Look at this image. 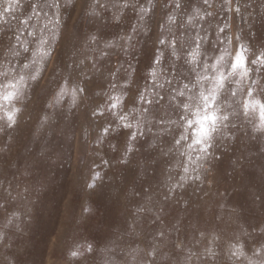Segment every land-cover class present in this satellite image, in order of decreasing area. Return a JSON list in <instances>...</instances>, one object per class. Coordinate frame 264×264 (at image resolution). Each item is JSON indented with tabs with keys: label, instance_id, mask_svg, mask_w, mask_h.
<instances>
[{
	"label": "rangeland",
	"instance_id": "1",
	"mask_svg": "<svg viewBox=\"0 0 264 264\" xmlns=\"http://www.w3.org/2000/svg\"><path fill=\"white\" fill-rule=\"evenodd\" d=\"M179 2L181 8L177 9L175 0L151 3L139 0L140 5L152 11L129 9L117 22L119 9L113 7L117 0H59L60 23L56 26L59 39L48 34L54 45L51 59L45 58L41 65L44 70L40 79L29 80L23 90L24 96L16 104L22 109L18 124L0 133V185H11L13 195L24 193V198L9 206L8 213L0 212V231L7 233L5 243L0 244V264H102L106 256L100 248L105 244L112 247V242L106 240L110 226L114 225L112 231L116 232L122 230L125 222L135 223L137 231L143 229L145 233L142 239L124 235L118 243L125 247L139 244L146 248L150 236L161 228L170 239L176 237L177 229L181 236L194 238H198V231H204L207 238L199 248L207 245L212 233H216L220 237L216 246L222 252L219 264H231L226 250L237 238L246 244L249 256L253 246L264 243V236L253 232L260 215L259 201L253 204L246 191L239 188L241 184L254 185L253 190L259 193L261 186L264 137L254 132L250 124L236 120L240 125L237 139L222 142L213 150L219 159L210 158L198 172L191 173L192 179L185 188L178 189L176 199L181 203L170 202L166 206L163 224L149 223L148 219L134 216L132 211L134 206L144 203V185H152V195L159 201L163 185L172 182L163 171L164 162L155 166V172L139 170L136 188L139 195H132V189L125 183V177L133 175L137 161L143 162L147 156L148 142L160 143L153 136L156 129L133 143V148L139 150L132 153L127 168L117 163L124 154L127 133L102 131L108 126L110 114L105 111L101 116L98 109H104L109 95L127 93V110L143 93V106L151 109L145 119L164 115L166 104L156 108L146 103L153 99L150 65L154 54L163 53L165 68L175 62L171 49L167 44L160 45V39L167 41L174 34L185 45L179 48L182 58L186 55V42L197 32L204 35L205 30L211 33L213 41L217 36L232 37L234 46L243 44L245 50L250 49L249 56L264 50V0H239V14L234 11L236 0L231 12L225 0H212L209 10L213 16L183 29L179 25L188 14H194L197 8L202 14L207 6L203 0ZM133 25L136 31L131 33L129 47H105L111 40L124 45L118 37L127 34ZM6 27L10 37L20 25L16 20L7 26L0 24V28ZM217 27L225 32L218 33ZM92 36L99 39L93 43ZM21 40L31 42L32 38L24 32ZM211 47L212 44L207 45L205 51ZM100 49L108 55L101 56ZM216 54L208 51L209 56ZM3 56L4 49L0 48V59ZM177 67H180L178 62ZM182 71L194 78L187 72V66ZM109 72H116L115 89L108 87ZM76 83L85 92L74 97L71 89ZM168 113L172 115L170 110ZM5 124L6 118L0 120V127ZM163 139L162 147L167 149L171 136ZM112 145H117V151H113ZM168 159L175 162L173 157ZM197 176L199 179H195ZM236 203L246 209L239 222L227 215L228 207ZM12 210L19 213V220L14 218L13 224L5 228L6 217ZM17 222L22 231L16 230ZM242 226L252 233V238L243 234ZM89 245L96 249L93 254L86 251ZM107 256H114L120 264L125 259L120 247Z\"/></svg>",
	"mask_w": 264,
	"mask_h": 264
},
{
	"label": "snow or ice",
	"instance_id": "2",
	"mask_svg": "<svg viewBox=\"0 0 264 264\" xmlns=\"http://www.w3.org/2000/svg\"><path fill=\"white\" fill-rule=\"evenodd\" d=\"M152 0H149L151 3ZM207 7L203 10L195 9L194 14L190 13L186 19L180 23L181 29L189 25L195 26L200 20H207L213 16L209 10L212 7V0H203ZM228 11H233V0H225ZM102 7H107L103 5ZM113 7H118L119 16L117 22L124 15L126 10L133 12H151L152 9H145L139 4V0H117ZM175 7L181 8L179 0H175ZM55 9V11H52ZM235 13L241 11L239 0H236ZM51 13V15H50ZM143 18V17H141ZM169 19H175L169 17ZM16 20L20 27L12 32V36H7L9 28H0V48L4 49L3 59H0V120H5L6 124L0 127V133L18 124V116L22 109L16 104L24 96V89L28 86V81L40 79L43 72L41 65L45 63V58L51 59L54 45L49 39L58 40L56 26L60 23V3L59 0H0V24L10 25V21ZM203 28V25H200ZM135 25L127 34L122 33L119 41H124V45H119L116 40L105 43L106 48L130 46L135 32ZM220 34L225 32L222 27H217ZM26 32L32 38L31 42L21 40L22 33ZM207 30L204 35L197 32L190 38L185 48V57L179 53L181 44L173 34L165 41L159 40L160 45H165L171 49V56L175 62L165 68L163 66V53L154 54L151 67V85L153 99H148V105L160 108L167 105L164 115L153 116L146 120L145 114L151 109L144 107L145 97L140 93L138 101L133 102V106L125 110L126 95L122 92L118 95H109L103 110L98 109L101 116L105 111L110 114L108 126L102 131L107 134L110 129L114 132H126V147L124 154L119 156L117 163L127 168L131 164V155L139 149L133 148V143L144 138L148 133L156 132L153 136L160 140V143L149 141L146 145L147 156L143 162L137 161L136 169L131 177H125L126 185L132 189V195H139L136 191L137 177L140 169L156 171V165L164 162L163 171L167 174V180L172 181L163 185L164 191L160 193V200L156 201L152 195V185L143 186L145 193L144 203L134 206L132 214L143 219H148L149 223L163 224V214L166 213V206L170 202L181 203L177 200L178 189H183L191 173L198 172L208 162L210 158L219 159L214 155V149L222 142L235 141L236 131L240 125L236 120H242L252 126L254 132L264 137V50L258 54L249 56V50H245L244 45H233V38L224 35L210 40ZM95 43L99 37L92 36ZM238 40L239 37H236ZM212 44L211 51L218 53L209 56L205 51L207 45ZM101 56H107L104 49H100ZM11 57V58H9ZM212 61V62H210ZM177 62L180 67H177ZM187 66V72L193 74L194 78L185 75L182 69ZM108 87L117 88L116 72H109ZM187 80V83H184ZM67 84V82H65ZM70 87V85H68ZM73 96L85 92V88L76 83L72 89ZM139 103L140 106H137ZM168 110L172 115H169ZM47 119V117H45ZM115 124V128H113ZM147 125V127H146ZM171 136L169 147H162L164 137ZM254 138V137H253ZM113 151H117V145H112ZM159 157V159L157 158ZM169 157L175 158L173 163ZM243 165H241V168ZM175 173V175H174ZM199 179V176L195 177ZM254 185L246 186L241 184L239 188L244 189L249 200L255 204L259 201L260 215L257 224L253 226V232H258L264 236V165L261 166V186L260 191H254ZM11 185H0V212H9V206L19 198H24V193L16 192ZM27 192V189L24 190ZM128 193H126L127 195ZM187 206V202H184ZM223 207V205H221ZM246 209L242 204L236 203L228 207L227 215L234 222H239ZM14 218L19 220V213L12 210L6 217L5 228L12 225ZM218 219L223 220V216ZM110 226L106 240L112 242V247L105 244L100 251L106 258L102 264H120L114 256H107V253L114 252L116 247H120L125 259L122 264H219L222 252L217 248L216 242L219 235L212 233L208 244L199 248L201 242L207 238L204 231H198V238L181 236L179 229L174 239H170L168 233L163 228L157 229L151 235L146 248H141L139 244L133 247L131 244L126 247L118 243L123 240L124 235H135L137 239L145 236L143 229L137 231L135 223L125 224L122 230L113 232ZM243 234L252 238L246 228ZM16 230L22 231L20 223H16ZM7 233L0 231V244L5 243ZM87 253L93 254L96 249L89 245ZM251 256L248 254L246 244L237 238V241L230 243L226 254L231 264H264V243L259 247L251 248Z\"/></svg>",
	"mask_w": 264,
	"mask_h": 264
}]
</instances>
